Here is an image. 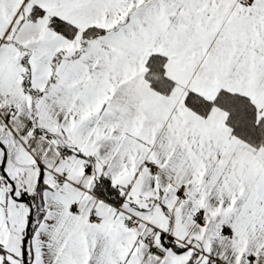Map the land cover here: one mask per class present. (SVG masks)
Returning <instances> with one entry per match:
<instances>
[{"label":"snow or ice","instance_id":"snow-or-ice-1","mask_svg":"<svg viewBox=\"0 0 264 264\" xmlns=\"http://www.w3.org/2000/svg\"><path fill=\"white\" fill-rule=\"evenodd\" d=\"M0 264H264V0H0Z\"/></svg>","mask_w":264,"mask_h":264}]
</instances>
